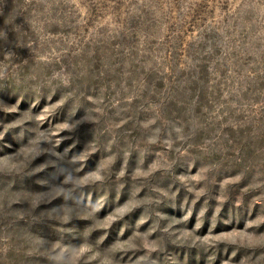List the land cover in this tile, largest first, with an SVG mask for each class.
I'll return each mask as SVG.
<instances>
[{"label": "rangeland", "instance_id": "1", "mask_svg": "<svg viewBox=\"0 0 264 264\" xmlns=\"http://www.w3.org/2000/svg\"><path fill=\"white\" fill-rule=\"evenodd\" d=\"M0 264H264V0H0Z\"/></svg>", "mask_w": 264, "mask_h": 264}]
</instances>
